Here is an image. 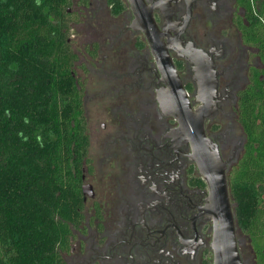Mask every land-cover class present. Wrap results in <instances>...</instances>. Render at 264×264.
<instances>
[{
  "label": "flooded vegetation",
  "instance_id": "obj_1",
  "mask_svg": "<svg viewBox=\"0 0 264 264\" xmlns=\"http://www.w3.org/2000/svg\"><path fill=\"white\" fill-rule=\"evenodd\" d=\"M70 1L61 25L73 53L87 148L82 209L69 248L60 251L64 263L214 264L210 190L197 145L181 136L169 97L178 78L186 93L177 99L180 110L191 118L203 106L196 65L185 57L195 47L203 52L213 92L206 141L226 166L242 261L258 264L230 191L247 144L240 97L254 71L264 68L260 50L245 39L247 8L241 0H143L157 28L153 48L143 31L148 26L137 22L128 0H121L119 13L110 0Z\"/></svg>",
  "mask_w": 264,
  "mask_h": 264
},
{
  "label": "trees",
  "instance_id": "obj_2",
  "mask_svg": "<svg viewBox=\"0 0 264 264\" xmlns=\"http://www.w3.org/2000/svg\"><path fill=\"white\" fill-rule=\"evenodd\" d=\"M241 0L246 42L264 65V2ZM115 12L121 0H110ZM70 0H0V264H65L82 209L87 138L73 53L62 31ZM258 5V4H257ZM245 153L230 176L237 221L264 264V68L240 97Z\"/></svg>",
  "mask_w": 264,
  "mask_h": 264
},
{
  "label": "water",
  "instance_id": "obj_3",
  "mask_svg": "<svg viewBox=\"0 0 264 264\" xmlns=\"http://www.w3.org/2000/svg\"><path fill=\"white\" fill-rule=\"evenodd\" d=\"M132 11L135 14L138 23L148 26L145 28L144 33L147 36L149 43L156 48V37H158L156 24L151 14V9L146 7L143 0H128ZM166 49L162 53L167 55ZM188 56L185 57L193 64L196 65V76L199 79L201 101L203 106L196 112L191 111L186 106V110L191 111L189 118L184 114L183 110L177 105L178 98L182 95L186 97V93L181 89V83L177 78L179 87L172 91L169 97L172 99L171 114L180 122V134L190 135L191 141L196 144V151L200 155L199 168L204 176L209 190L210 202L208 213L214 221V237H213V251H214V264H244L239 252L236 240V220L234 213L231 209L229 199V190L226 177V166L220 158L216 148H211L208 141H206L204 132L205 120L211 116L212 108L211 102L213 100V92L210 91L211 78L209 69L203 64L201 54L202 50L192 47L187 51ZM170 64L171 61L167 60ZM171 69V65H169ZM169 69V68H168ZM170 73H174L175 69L172 67ZM210 88V89H209ZM179 89V90H178ZM182 94V95H181ZM187 105V104H186ZM169 106V105H168ZM169 106V109L171 108Z\"/></svg>",
  "mask_w": 264,
  "mask_h": 264
},
{
  "label": "rangeland",
  "instance_id": "obj_4",
  "mask_svg": "<svg viewBox=\"0 0 264 264\" xmlns=\"http://www.w3.org/2000/svg\"><path fill=\"white\" fill-rule=\"evenodd\" d=\"M261 2H264V0H259V1H258V3H257V4H258V6H260ZM71 9H72V10H73V12H74V10H75V7H72ZM70 18H71V17H70ZM70 18L68 17V19H70ZM250 254H251V253H250Z\"/></svg>",
  "mask_w": 264,
  "mask_h": 264
}]
</instances>
